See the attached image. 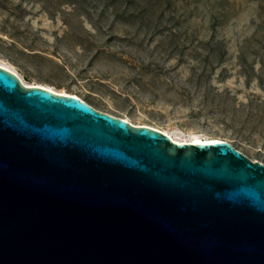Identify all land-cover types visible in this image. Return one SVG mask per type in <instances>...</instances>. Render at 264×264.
Here are the masks:
<instances>
[{
	"label": "water",
	"instance_id": "95a60500",
	"mask_svg": "<svg viewBox=\"0 0 264 264\" xmlns=\"http://www.w3.org/2000/svg\"><path fill=\"white\" fill-rule=\"evenodd\" d=\"M0 264H264V164L0 66Z\"/></svg>",
	"mask_w": 264,
	"mask_h": 264
},
{
	"label": "rangeland",
	"instance_id": "374dc122",
	"mask_svg": "<svg viewBox=\"0 0 264 264\" xmlns=\"http://www.w3.org/2000/svg\"><path fill=\"white\" fill-rule=\"evenodd\" d=\"M0 62L264 164V0H0Z\"/></svg>",
	"mask_w": 264,
	"mask_h": 264
},
{
	"label": "bare ground",
	"instance_id": "6f19581e",
	"mask_svg": "<svg viewBox=\"0 0 264 264\" xmlns=\"http://www.w3.org/2000/svg\"><path fill=\"white\" fill-rule=\"evenodd\" d=\"M0 66L5 68V69H7V70H10L11 72L17 74L21 78L19 73L14 68L6 65L5 63H1V62H0ZM29 84L34 85V86H42V87L48 88V89L53 90V91L58 92V93L72 94V93H68V92H65V91H58V90H56V89H54V88H52L50 86L43 85V84H37V83H29ZM123 119L128 121L129 123H131L133 125H136V126H148V127L154 128L156 130H159V131L163 132L164 134L168 135L172 140H174L178 144H185V143H191V144H213V143H216V142L223 141L222 139H209V138L203 139L202 137H200L198 135H194L193 137L187 139V138H183V137L179 136L178 133H171V132H169L167 130L160 129V128L155 127V126H151V125H148V124H136V123L132 122L127 117H123Z\"/></svg>",
	"mask_w": 264,
	"mask_h": 264
}]
</instances>
